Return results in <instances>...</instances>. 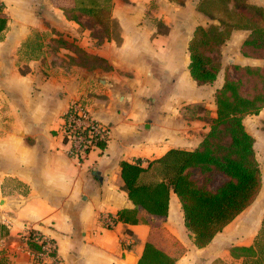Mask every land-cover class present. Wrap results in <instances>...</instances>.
Listing matches in <instances>:
<instances>
[{
    "label": "crops",
    "instance_id": "obj_1",
    "mask_svg": "<svg viewBox=\"0 0 264 264\" xmlns=\"http://www.w3.org/2000/svg\"><path fill=\"white\" fill-rule=\"evenodd\" d=\"M197 2L111 0L109 36L97 41L51 0H0L7 18L0 31V223L7 228L0 264H37L20 239L28 229L54 241L57 264H137L152 229L166 246L175 239L185 247L175 264H242L231 248L250 246L264 216V143L258 142L264 107L243 118L255 139L259 193L208 244H193L173 192L164 219L112 227L100 220L133 207L121 187V161L139 158L145 167L170 148H194L208 124L185 118L183 109L202 103L213 117V94L227 64L264 65L239 52L247 31L233 30L221 46L216 79L197 85L188 44L195 27L210 22ZM248 2L264 7V0ZM233 39L235 55L226 58L224 45ZM60 40L99 61H75ZM74 100L110 127L105 145L81 163L65 155L56 132Z\"/></svg>",
    "mask_w": 264,
    "mask_h": 264
},
{
    "label": "trees",
    "instance_id": "obj_2",
    "mask_svg": "<svg viewBox=\"0 0 264 264\" xmlns=\"http://www.w3.org/2000/svg\"><path fill=\"white\" fill-rule=\"evenodd\" d=\"M51 2L58 3L68 20L89 29L97 41L109 36L111 0ZM196 9L210 20L195 27L188 44L189 73L197 85L216 79L221 46L233 30L247 31L239 46L243 56L264 59V7L248 0H198ZM6 19L0 5V31ZM59 43L77 55V62L99 61L72 42ZM230 69L235 76H230L229 68L224 69L223 82L213 94L215 115L205 118L208 130L194 148H170L145 167L139 158L120 162L121 187L133 207L118 210L114 221L149 224L152 219H164L173 192L193 244L203 247L254 201L261 188V173L255 139L245 129L243 118L264 107V65L231 64ZM27 232L26 239L23 234L20 239L29 251L40 252L42 233L36 229ZM5 234L7 228L0 223V238ZM163 240L161 231L152 229L137 264H175L185 247L173 239L170 248ZM231 255L241 258L242 264H264V216L253 243L232 247Z\"/></svg>",
    "mask_w": 264,
    "mask_h": 264
},
{
    "label": "built area",
    "instance_id": "obj_3",
    "mask_svg": "<svg viewBox=\"0 0 264 264\" xmlns=\"http://www.w3.org/2000/svg\"><path fill=\"white\" fill-rule=\"evenodd\" d=\"M60 119L56 132L61 136L62 149L65 155L77 163H81L90 150L100 147L101 143L105 144L109 138L110 127L97 120L78 100L68 104ZM100 220L106 227L114 224L110 215H102ZM40 235L38 242L42 243V249L37 253L30 251L33 261H38L37 264H57L54 241ZM23 236L26 239L28 232Z\"/></svg>",
    "mask_w": 264,
    "mask_h": 264
},
{
    "label": "rangeland",
    "instance_id": "obj_4",
    "mask_svg": "<svg viewBox=\"0 0 264 264\" xmlns=\"http://www.w3.org/2000/svg\"><path fill=\"white\" fill-rule=\"evenodd\" d=\"M236 45H237V39H233L232 41H230L229 43H226L224 45L226 58L234 57ZM231 64L232 63L227 64L226 68H229L230 76L234 77L235 73L230 69V65ZM199 104H201L203 106L204 110H202L201 105L187 106V107H185L183 109L184 117L185 118L187 117V118H190V119L196 118V119L202 120L204 122H205V118H207V117L210 118L211 115H210L209 110L202 103H199ZM258 131L260 132V134L258 135V142H260V143L263 142L264 143V141H263L264 140V121H263L262 125L259 126ZM258 149H259V147H258ZM109 227H112V226H109ZM24 233H23V235H24Z\"/></svg>",
    "mask_w": 264,
    "mask_h": 264
}]
</instances>
